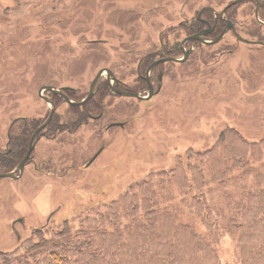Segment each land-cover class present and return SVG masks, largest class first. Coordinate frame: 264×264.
I'll list each match as a JSON object with an SVG mask.
<instances>
[{"label": "rangeland", "instance_id": "374dc122", "mask_svg": "<svg viewBox=\"0 0 264 264\" xmlns=\"http://www.w3.org/2000/svg\"><path fill=\"white\" fill-rule=\"evenodd\" d=\"M233 2L0 0V156L6 166H12L0 167V175L19 174L13 166L21 162L14 164L11 157L16 142L9 141V135L22 131L17 127L23 121L43 126L51 108L44 96H50L55 107L46 125L49 130L59 129L48 132L47 128L43 137H35L33 161L20 179H0L2 264H17L25 244L38 236L67 225L76 228L83 219L128 194L130 185L185 159L187 151L212 149L227 127L250 142L263 138L264 47L239 43L230 33L180 68L173 66L165 74L159 95L149 102L109 94L102 97L101 120L88 116L76 124L72 112L81 111L62 98L67 90L75 99L86 96L95 75L107 69L122 87L137 89L143 53L158 45L159 36L165 43L178 35L181 38L185 21H192L201 10L219 14L233 5L227 16L239 25L248 24L247 29H239V35L248 40L264 38V14L257 17L252 2ZM44 87L60 95L49 91L40 95ZM117 122L124 126L107 129ZM68 125L73 132L65 130ZM16 137L26 138L22 133ZM95 156L94 163L86 166ZM50 171L64 178L48 175ZM163 195L157 198L158 206L178 202L179 197ZM138 196L139 209L149 210L141 192ZM134 215L125 214V225L136 223ZM123 220L119 227H126ZM179 220L196 232L202 229L192 214H183ZM237 241L233 232L220 236V264L236 262Z\"/></svg>", "mask_w": 264, "mask_h": 264}, {"label": "trees", "instance_id": "16d2710c", "mask_svg": "<svg viewBox=\"0 0 264 264\" xmlns=\"http://www.w3.org/2000/svg\"><path fill=\"white\" fill-rule=\"evenodd\" d=\"M73 112L79 121L81 113ZM53 127L51 131L59 130ZM27 140H16L14 164ZM185 157L169 170L130 185L128 194L83 219L76 228L67 225L28 242L15 263L220 264L217 242L223 232H233L240 249L234 264H264V136L250 142L227 127L212 149L187 151ZM156 191L157 198L164 193L163 198L179 197L178 202L158 206L153 197ZM139 192L149 210L139 209ZM219 199L223 204L217 211ZM127 213H136L135 224L125 225ZM183 214L199 218L201 231L181 223ZM122 219L126 227L118 226Z\"/></svg>", "mask_w": 264, "mask_h": 264}, {"label": "flooded vegetation", "instance_id": "af4514ba", "mask_svg": "<svg viewBox=\"0 0 264 264\" xmlns=\"http://www.w3.org/2000/svg\"><path fill=\"white\" fill-rule=\"evenodd\" d=\"M243 1H249V2L254 3L255 5L254 9H256V13L254 14L257 17L259 15L264 14L263 13L264 2H261L260 0H243ZM236 2H238V0H236ZM236 2H233V3H236ZM232 6H226L227 8L225 10V13L222 12L219 14L213 13L210 10H201L198 13V15L194 16L192 21L187 20L185 21V23L183 22L184 23L183 24L184 25V29H183L184 35L181 38L178 35L176 39L172 40L171 42L168 41L165 43L164 39L161 38V36H159L158 45L156 44V45L149 46L147 50L149 49L150 50L143 53V59L139 62V67H138L139 71L137 75L138 79L136 80V84L138 85L137 89L132 90V89H127L126 87H122L120 84L121 81L115 77L114 73L111 70L107 69V70L99 71V72H102V74L98 78V80L95 82L94 87L92 88V91L90 93V86L95 77L91 81L89 85V90H88L89 93L91 94L90 96H89V93L86 96L82 94L81 96H77L78 98L75 99L73 98V96L70 95L71 93H68L69 90H67L68 92H66L62 96V98L64 99L65 102L69 100L73 103H80V105H77V106L69 104V103L67 104L70 105L71 107H74L80 110L81 115L79 116L82 119L84 118L86 120V118L90 116L91 118L95 117L98 120H101V117L103 115L102 111H100L102 108V105H101L102 97L106 95L110 96L113 94L115 96L116 95L119 96L120 98H129V97H122L121 94H137L143 97V99H137V98L135 99L140 100V101L143 100L142 101L143 103L153 100L155 97L159 95L161 91L163 80L165 78V74L169 72V70L173 68V66H176L175 67L176 69L180 68L181 66L184 65V63H186L187 61H190L192 57H196L199 51L209 49L210 47H213L217 45L218 43H220L227 36L228 33L232 34V36H234V38L237 41H239L238 40L239 37L243 40H246L248 42V43H245L246 45L264 47V45L250 44L253 42L264 44V38H259L257 40H248L239 35V29H247L244 26H247L248 24L240 23L239 25L233 20H231L230 16H227L226 12ZM249 38H252V37H249ZM239 43L244 44V42L242 41H239ZM104 75H106V79H102ZM101 89H102V92H101ZM105 90H107L108 92H106ZM51 94L54 96H57L55 93L51 92ZM44 98L49 99L50 96H44ZM55 98L59 99V97H55ZM73 113L74 112H72V114ZM76 119H78V115L76 116ZM25 122L26 121H24V123ZM114 125L115 127L124 126L123 123L117 122V124H113V125L110 124L109 126H107V129L114 127ZM40 126L41 125H38V124H33L32 126H28L25 123L23 124V126L17 127V130L22 129V131H17V133L14 134L13 136L9 135V141L13 139L14 142H16V140L18 139V137H16L18 133H22L23 136H26V139L28 137L27 141L30 142V144L28 143L29 144L28 149L27 150L24 149L21 152V154L17 156L18 161L22 162L27 156L30 146L32 147L31 152L27 156L24 168L27 165H30L33 161V159L31 158V154L33 152V149H34V146L37 140L35 139V137L37 135L42 136L44 131H46V129L48 128V125H45L42 129L39 128ZM49 128L47 129L48 132L51 131L49 130ZM70 128L71 127L68 125L67 128H65V130L69 132H73V130ZM28 133H29V136H28ZM10 153H12V150H9L8 154ZM97 157L98 156H95L93 160L91 161V163L86 164V166L87 165L90 166L91 164H93ZM0 167L9 168V166H6V164L3 162L2 156H0ZM17 167H19V164H17L16 166H13V170L16 169ZM22 173L21 174L19 173L17 176L19 175L22 176ZM46 173L48 175L50 174L52 176H55L57 177V179H60V180L61 178H64L62 176L55 175V173L51 171L46 172ZM20 176L18 178L11 179V180L16 181L21 178ZM7 179H10V178H7Z\"/></svg>", "mask_w": 264, "mask_h": 264}, {"label": "water", "instance_id": "95a60500", "mask_svg": "<svg viewBox=\"0 0 264 264\" xmlns=\"http://www.w3.org/2000/svg\"><path fill=\"white\" fill-rule=\"evenodd\" d=\"M239 1H241V0H238V2ZM238 40L239 41H242V42H244V43H248L246 40H243V39H241L240 37L238 38ZM250 44H259V45H264L263 43H257V42H253V43H250ZM101 74H102V72H99L96 76H95V78H94V80H93V82H92V84H91V86H90V93H91V91H92V88L94 87V84H95V82L98 80V78L101 76ZM42 91H49V92H52V93H55L56 95H60L56 90H54L53 88H51V87H44V88H42L41 90H40V92H39V94L42 92ZM89 93V96L91 95ZM41 95V94H40ZM121 96L122 97H129V98H137V99H143V97H141V96H139V95H137V94H121ZM89 98V97H88ZM87 98V99H88ZM46 100H48L47 102H49V105L51 106V108H50V114H49V116H48V119H47V121L43 124V126H41L40 127V129H42L49 121H50V119H51V117H52V115H53V112H54V110H55V107H54V105H53V103L49 100V99H46ZM67 103H69V104H72V105H80V103H73V102H71V101H69V100H67L66 101ZM39 129V130H40ZM35 136V135H34ZM34 136H33V138H34ZM32 141H33V139H32ZM32 141H31V143H32ZM31 150H32V147L30 146V148H29V151H28V154L31 152ZM28 154H27V156H28ZM27 156L25 157V159L21 162V164L19 165V167H18V170H19V173L21 174L22 173V171H23V169H24V166H25V162H26V159H27ZM20 176V175H19ZM19 176H14L13 175V173H9V174H2V175H0V179H4V178H10V179H15V178H18Z\"/></svg>", "mask_w": 264, "mask_h": 264}]
</instances>
